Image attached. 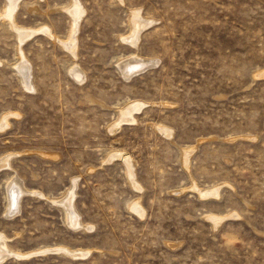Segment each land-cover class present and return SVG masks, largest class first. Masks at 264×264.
I'll return each mask as SVG.
<instances>
[{"label": "rangeland", "instance_id": "obj_1", "mask_svg": "<svg viewBox=\"0 0 264 264\" xmlns=\"http://www.w3.org/2000/svg\"><path fill=\"white\" fill-rule=\"evenodd\" d=\"M14 24L0 264H264V0H22Z\"/></svg>", "mask_w": 264, "mask_h": 264}, {"label": "bare ground", "instance_id": "obj_2", "mask_svg": "<svg viewBox=\"0 0 264 264\" xmlns=\"http://www.w3.org/2000/svg\"><path fill=\"white\" fill-rule=\"evenodd\" d=\"M21 1L22 0H8V5H7V9L5 10L4 9V13H2L3 14V16L0 18V20H9L10 21V24L12 25V27H13V30L15 31V33H16V37L17 38H19V43H20V45L23 43V42H25L27 39H29V37H31V35L30 34H34V33H31L32 31H30V30H24V29H18V28H16V25L14 24V14L17 12V10H18V7H19V5H20V3H21ZM72 4V3H71ZM79 5V4H78ZM82 6V5H81ZM70 8V7H69ZM72 8V7H71ZM70 8V9H71ZM81 8V7H80ZM70 11V10H69ZM82 11H83V9H82ZM80 12V13H76V11L74 10V9H72V11H70V12H68V14H69V17L71 18V20H72V22H70L71 23V28H70V38L74 41L75 40V38H76V36H77V33H78V29H79V26H80V21H81V19H82V16H83V12ZM139 12H133L132 13V15H131V21H132V23L134 22L135 23V21L136 22H139ZM133 23V24H134ZM140 23H141V20H140ZM137 24V26L139 25L138 23H136ZM142 24H145V23H142ZM147 24V23H146ZM149 24V23H148ZM134 27V26H133ZM135 27H136V25H135ZM143 28V27H142ZM141 28V29H142ZM135 29V28H134ZM143 30V29H142ZM140 31V30H139ZM39 32V31H38ZM42 32L43 33H45L46 35H48L49 36V38L50 37H53V36H50V31L47 29V28H44V29H42ZM41 33V32H40ZM135 37V36H134ZM131 39V38H130ZM70 40V39H69ZM53 41L54 42H58L60 45H65L66 43H62V42H60L59 40H57V39H53ZM127 41V40H126ZM77 44V43H76ZM67 45V44H66ZM69 46H71L70 45V43L68 44ZM77 47V46H76ZM22 48V47H21ZM20 48V49H21ZM74 49V48H73ZM18 50V49H17ZM22 54V53H21ZM22 57V56H21ZM74 58H76V56L74 57ZM138 61V60H137ZM133 61H129V62H127L125 65L126 66H128V67H126L127 68V72L128 71H131V70H133L134 68L136 69V67H138V66H135V65H133V63H132ZM27 63V62H26ZM132 63V66L130 65ZM24 64V63H23ZM138 64V63H137ZM136 64V65H137ZM142 64V63H141ZM125 65H124V67H125ZM26 66V65H25ZM142 66V65H141ZM144 66H145V64H144ZM124 67H122V68H124ZM27 68V67H26ZM141 68V67H140ZM28 69V68H27ZM123 70V69H122ZM124 70H125V68H124ZM123 70V71H124ZM125 72V71H124ZM127 72H126V74H127ZM131 73V72H130ZM25 74H27V73H25ZM129 74V73H128ZM28 75H30L29 73H28ZM76 75H78V74H76ZM80 76V75H79ZM27 77V76H26ZM27 82L29 83V77H28V80H27ZM27 83V84H28ZM29 87H30V84H29ZM138 106V105H137ZM140 107V106H139ZM129 113H130V111L129 110H127V111H124L123 113H122V115H124V117L125 118H127V120L128 119H131V117H130V115H129ZM123 117V116H122ZM133 117V116H132ZM123 121H125V119L123 120ZM130 121V120H129ZM5 124V123H4ZM3 124V125H4ZM2 126V125H1ZM6 126V125H5ZM167 133V132H166ZM185 153V152H184ZM115 154V153H114ZM113 157V156H112ZM114 157H116V158H124L123 156H121V155H119V154H117V155H114ZM128 159V158H127ZM129 160V159H128ZM3 163V162H2ZM1 163V164H2ZM1 166V165H0ZM127 167V166H126ZM131 172V171H130ZM15 185H17V184H15ZM19 188V187H18ZM21 188V187H20ZM210 191V190H209ZM218 192V191H217ZM15 193H16V191H14V189H12V191H11V196H13V200H12V210L15 208L14 207V205H15ZM21 193V192H20ZM71 193V192H70ZM210 193V192H209ZM216 193V192H215ZM10 193H8V195H9ZM18 194V193H17ZM214 194V193H213ZM11 198V197H10ZM65 200L64 201H62V206L66 209V211H70L69 212V215H67V222H68V224L71 226V227H73V228H75V229H78V228H83V227H81L79 224H80V221H79V218L77 217V215L75 214V211H74V207H73V202H72V195H70V194H68V197H66V198H64ZM61 203V202H60ZM60 203H58V204H60ZM135 208L137 209V211L140 209L139 208V206H135ZM136 209H135V212H136ZM134 210V209H133ZM139 211H141V210H139ZM138 211V212H139ZM138 212H137V214H138ZM140 213V212H139ZM142 214H143V212H141ZM141 215V214H140ZM142 216V215H141ZM215 217H213V219H214ZM220 219V218H219ZM211 220V219H210ZM216 220V219H215ZM214 220V221H215ZM216 222V221H215ZM85 228V227H84ZM83 228V229H84ZM3 237V236H2ZM0 240H2V238L0 237ZM2 242V241H1ZM0 242V262L1 261H3L4 259H6L7 258V256H8V254L10 255V253H7V251L3 248V243L4 242H2L1 243ZM60 250V249H59ZM58 250V251H59ZM61 251L63 252V251H66L67 252V254L69 253V252H71V251H68V250H63V249H61ZM60 251V252H61ZM85 254V253H84ZM87 254V253H86ZM11 256V255H10Z\"/></svg>", "mask_w": 264, "mask_h": 264}]
</instances>
